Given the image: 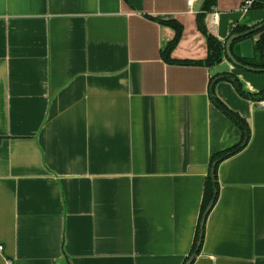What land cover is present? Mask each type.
<instances>
[{
    "label": "crops",
    "instance_id": "0c3cea01",
    "mask_svg": "<svg viewBox=\"0 0 264 264\" xmlns=\"http://www.w3.org/2000/svg\"><path fill=\"white\" fill-rule=\"evenodd\" d=\"M203 1L0 0V264H264V108L221 79L259 95L264 69L162 57L177 21L172 58L207 59ZM244 1L206 16L225 47L264 24Z\"/></svg>",
    "mask_w": 264,
    "mask_h": 264
},
{
    "label": "trees",
    "instance_id": "16d2710c",
    "mask_svg": "<svg viewBox=\"0 0 264 264\" xmlns=\"http://www.w3.org/2000/svg\"><path fill=\"white\" fill-rule=\"evenodd\" d=\"M217 5V0H204L203 1V13L198 15V27L202 34L206 37L208 43V57L204 61L199 62H192V61H179L172 58L174 50L177 48L178 44L180 43L183 35V26L178 23L177 21H168V22H161L166 26L171 27L175 31L174 39L168 44L167 48L162 52V57L164 61L171 65H178V66H203V67H213L220 64L224 57L226 56V47L225 45L219 41L214 35H212L206 26V16L210 13L213 8ZM253 8H261L264 9V0H258L257 3L254 4ZM250 30L247 27H239L234 32L235 34L244 33ZM259 35V39L254 44V57L252 59L243 60L245 65L253 66L257 69H264V28L254 32L253 34L249 35L248 39H254L256 36ZM222 80L230 81L236 87L238 93L246 98L259 100L264 98V91L259 95H252L244 91L242 84L240 81L232 75H225L221 78ZM217 82V81H216ZM215 83L213 84V86ZM216 99V98H215ZM217 105L220 109L226 113L230 118H232L237 124H239L242 128L247 129L244 122L239 119V117L230 112L220 101L216 100ZM244 148L243 143L237 145L236 147L229 149L227 151H223L215 155L211 161V167L213 164L217 162L215 167V174L214 178L210 173L208 175L205 191H204V199H203V208H202V218L207 210L208 206L212 201L216 203L218 198V180H217V169L220 163L224 160L228 159L229 157L235 155L239 151ZM215 189L217 190V194H215ZM198 234V240H199ZM198 251V249H197Z\"/></svg>",
    "mask_w": 264,
    "mask_h": 264
},
{
    "label": "water",
    "instance_id": "95a60500",
    "mask_svg": "<svg viewBox=\"0 0 264 264\" xmlns=\"http://www.w3.org/2000/svg\"><path fill=\"white\" fill-rule=\"evenodd\" d=\"M264 28V24H262L260 27L255 28L245 34H239V35H233L228 42L226 43V53L228 57L231 59V61L237 66L241 67L246 70H251L254 71L256 69L251 68L249 66H245L238 62V58H244V59H252L254 57V49H253V41L251 39H246L249 35L253 34L254 32ZM240 39H244L241 42H238L234 44L236 41H239ZM234 44V45H233ZM217 165V162L214 163L213 168H212V177L214 178L215 174V167ZM215 194H217V190L215 189ZM214 206V201L210 203L208 206L207 210L205 211L201 223V233H200V240H199V245L202 241L203 234H204V226L205 222L207 219L208 214L212 210ZM195 259V255L190 258V260L187 262V264H192Z\"/></svg>",
    "mask_w": 264,
    "mask_h": 264
},
{
    "label": "built area",
    "instance_id": "2783aa9c",
    "mask_svg": "<svg viewBox=\"0 0 264 264\" xmlns=\"http://www.w3.org/2000/svg\"><path fill=\"white\" fill-rule=\"evenodd\" d=\"M187 4L190 8H193L194 4L197 0H186ZM258 0H245L244 1V11L247 12L248 10L252 9L254 4L257 3ZM257 105L260 108H264V98L257 100ZM4 247L0 246V251H3ZM7 264H13L12 261H8Z\"/></svg>",
    "mask_w": 264,
    "mask_h": 264
}]
</instances>
